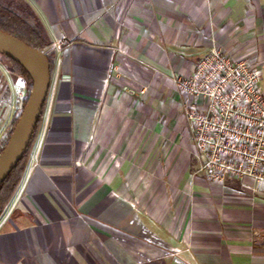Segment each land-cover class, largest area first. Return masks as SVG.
I'll use <instances>...</instances> for the list:
<instances>
[{
    "label": "crops",
    "instance_id": "1",
    "mask_svg": "<svg viewBox=\"0 0 264 264\" xmlns=\"http://www.w3.org/2000/svg\"><path fill=\"white\" fill-rule=\"evenodd\" d=\"M20 1L54 67L0 264H264V192L198 173L172 81L213 49L264 68V0ZM20 79L0 60V150Z\"/></svg>",
    "mask_w": 264,
    "mask_h": 264
},
{
    "label": "built area",
    "instance_id": "2",
    "mask_svg": "<svg viewBox=\"0 0 264 264\" xmlns=\"http://www.w3.org/2000/svg\"><path fill=\"white\" fill-rule=\"evenodd\" d=\"M264 68L233 61L218 49L196 65L192 76L173 77L177 92L187 101L186 123L202 158L199 174L209 182L251 180L264 192ZM18 96L26 105V82Z\"/></svg>",
    "mask_w": 264,
    "mask_h": 264
},
{
    "label": "water",
    "instance_id": "3",
    "mask_svg": "<svg viewBox=\"0 0 264 264\" xmlns=\"http://www.w3.org/2000/svg\"><path fill=\"white\" fill-rule=\"evenodd\" d=\"M0 55L18 63L32 81L29 100L0 156V187L23 160L41 120L51 85V67L44 55L0 31Z\"/></svg>",
    "mask_w": 264,
    "mask_h": 264
},
{
    "label": "trees",
    "instance_id": "4",
    "mask_svg": "<svg viewBox=\"0 0 264 264\" xmlns=\"http://www.w3.org/2000/svg\"><path fill=\"white\" fill-rule=\"evenodd\" d=\"M0 31L20 40L30 48L42 53L48 61L52 72L54 67V57L49 50L50 42L48 40V37L35 13L23 2H21L20 0H0ZM0 60L9 68L10 72L13 75L25 80L26 85L28 86L29 96L32 90V81L27 72L18 63L12 61L6 56L0 55ZM28 100L29 99L27 97L26 105ZM21 115L18 118L17 124L21 118ZM15 128L12 130L9 136V141L13 135ZM38 128L39 125L37 126L31 144L23 160L18 164L13 173L0 187V221L15 199L23 183L29 164L30 153L36 140ZM9 141L0 150V156L6 149Z\"/></svg>",
    "mask_w": 264,
    "mask_h": 264
},
{
    "label": "rangeland",
    "instance_id": "5",
    "mask_svg": "<svg viewBox=\"0 0 264 264\" xmlns=\"http://www.w3.org/2000/svg\"><path fill=\"white\" fill-rule=\"evenodd\" d=\"M27 86V85H26ZM27 92H28V86H27ZM29 97H30V94H29V96H28V99H29Z\"/></svg>",
    "mask_w": 264,
    "mask_h": 264
}]
</instances>
